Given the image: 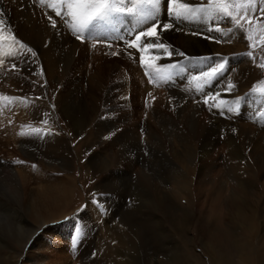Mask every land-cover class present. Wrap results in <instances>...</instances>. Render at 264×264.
I'll return each instance as SVG.
<instances>
[{
  "label": "rangeland",
  "instance_id": "1",
  "mask_svg": "<svg viewBox=\"0 0 264 264\" xmlns=\"http://www.w3.org/2000/svg\"><path fill=\"white\" fill-rule=\"evenodd\" d=\"M30 1L34 6L37 5L36 1ZM183 2L190 4L191 0ZM167 4L168 0H163L159 16L161 27L157 28L158 39L168 46L167 52L156 48L143 51L146 43L150 42L145 38L135 42L134 47H129L128 42L134 41L135 35L134 32L130 34V31L136 24L131 19L125 20L120 31L91 29L84 34L86 40L78 39L77 34L70 30V40L74 47L73 58L56 71L54 85H47L43 74L38 75V79L31 76L34 79L29 80L30 75L25 68L23 71L19 68L12 72V68L7 67V61L12 52L9 50V43L13 36L0 32V56L3 53L2 58L0 57V76L18 74L25 80L14 82L12 85L0 84V264H103L101 252L98 250L107 246L108 252H105L108 256L105 258V264H114V261L110 260V252L112 249L123 250L117 234L123 232L124 236L133 238L139 229L140 232L145 231L142 224L145 221L147 223L149 219L145 215L139 216L138 212L143 208L135 204L132 194L117 195L109 191V188L107 192L106 185L117 182L119 185L132 187L136 184L138 176L145 172L154 182L156 191L165 195L174 190L170 181L172 175H184L188 178L187 182L190 181L188 183L191 190H197L201 195L198 204L204 216L207 215L205 218L218 217L224 209H218L213 204L214 196L218 193L227 197L230 193L238 192L235 179L226 173V166L231 163L228 159L230 147L235 150L237 159H234V164L239 168L241 179L245 180L246 185L245 194H238L243 196L248 204L254 206L256 203V222L264 223V97L259 94V89L264 88V67H261V64H264V20L254 19L251 17L252 13L248 14L251 17V40L247 35L244 52L226 53L221 49L219 52L210 53V50L205 51L202 48L210 36L217 32L208 31V28L220 27L226 31L227 17L217 13V21L205 24L199 19H190L187 20L192 22L188 29L185 26L184 30L181 29L180 21L181 23H174L171 29L162 30V25L167 23V19L169 22ZM193 5L207 6V3L197 0ZM43 7L45 4L41 8ZM35 9L37 10V7ZM6 15L10 19V16ZM241 15L243 14L236 18L240 19L241 30L244 31L241 20L246 21L249 18L246 16L241 19ZM227 20L230 22V18ZM197 23L198 27L195 26ZM149 26L150 24L136 25V30ZM174 26H177V30ZM189 32L199 35L204 41L203 47L200 48L197 43L192 42L188 43V49L185 48L186 44L181 43L182 33ZM237 33L240 31L232 34L233 40H236ZM220 35L217 33L216 36ZM108 37L112 39L113 44L105 43L109 46L104 47L102 41L98 42L106 41ZM248 52L252 53L251 57L245 55ZM17 55L18 60H24L21 54ZM141 56L145 61L143 66ZM210 56L217 59L228 58V70L211 82L210 86H205L204 78L193 80L192 77L199 75L214 62L203 59ZM243 60L247 70L245 87L239 83V73H233L229 68L231 63L233 66V62L239 65ZM175 63H179L184 70H173L171 79L167 81H150L148 72H152L157 66ZM231 75L236 76L233 78ZM223 76L228 80L227 85L231 83L232 78L234 84L237 82L238 85L229 90L222 82ZM240 77L242 80V75ZM2 80L0 78V83ZM198 87H202L203 91H198ZM206 94L209 97L207 103ZM220 100H240L238 111L228 112L217 107ZM206 115L212 117L208 118ZM79 119L83 124L76 133L73 124ZM164 124L166 126H163ZM35 128L41 129L40 144L37 148L26 146L25 139L33 136ZM52 134L62 139V149L56 151L58 154L53 155L54 158H49L48 150L42 146L46 144L44 140ZM126 147L130 149L123 155V148ZM42 156L45 157L44 162L40 160ZM98 160L106 163L108 169L103 167L105 170L101 173L91 169L90 162L96 163ZM46 162L48 165L55 162L53 172ZM22 164L31 171L37 167L47 172L46 174L58 175L60 181L72 184L64 210L54 217V222L44 224L40 228L30 219L32 205L36 203L35 197H32L40 184L33 177L35 174L31 175L30 172H26L27 179L33 178L35 180H31L35 182L29 178L30 182L26 187L25 183L20 181L15 171H22ZM8 168L14 170L15 182L10 181ZM219 189L223 191L219 192ZM148 190L150 194L153 193L152 188ZM156 191L154 200H157ZM174 201L176 205L185 206L186 203L185 199L181 198L179 201L178 197ZM194 203H197V200ZM224 205L226 208L227 203ZM150 209L155 210L153 215L158 228L162 223L159 230L167 231V236L172 241L169 242V247L160 249L163 251L160 252L149 235L144 234L143 245L137 251L140 264H189L192 260L188 251V262L185 259H177L187 247L184 244L183 247L178 245L182 239H190L192 242L190 248H193L199 257L197 264H211L204 249H212L218 243L208 234L204 237L203 233L193 226L196 225L195 220H189L188 225L182 229L176 228L179 211L168 208L167 211L172 210L174 213L164 214V209H155V205L150 206ZM190 209L193 212L191 217L195 218L198 208ZM70 217L74 219H67ZM121 224L127 228H122ZM53 227H59L61 233V228L65 230L64 241L59 238L61 234L58 231H49ZM77 228H82V235L79 242L73 243L72 238ZM262 228L259 229V237L264 234ZM87 231H92L94 239L91 241H95L90 250L82 240ZM14 233L15 236L22 235V240L25 237L23 243L18 242L17 236H13ZM209 233L215 235L213 232ZM62 247L65 249L62 250ZM224 247L229 249L227 245H222L221 249L226 250ZM124 250L122 259L125 263L129 259V253L127 248ZM147 257L148 259H145Z\"/></svg>",
  "mask_w": 264,
  "mask_h": 264
},
{
  "label": "bare ground",
  "instance_id": "2",
  "mask_svg": "<svg viewBox=\"0 0 264 264\" xmlns=\"http://www.w3.org/2000/svg\"><path fill=\"white\" fill-rule=\"evenodd\" d=\"M33 1H36L37 5L34 6L30 0H0V19H3L5 21L2 28H0V32L2 34L8 33L11 36L14 35L16 40H18L20 42V43H16L12 39L10 40L9 45H10L11 49L9 48V50L12 52H10L11 55L9 57V60L7 61L9 66H7V67H11L12 72L16 71L19 68L22 69V71H23L25 68L28 71V74L30 75V77H28V79L31 81L34 79V78H31V76H36V79H38L37 76L38 75L42 76V74H43L44 80H45L44 82L47 85H54V84H56V71L60 67L67 65L69 63V61H71V59L73 58L74 47H73L72 41L70 40L71 23L69 20H66L63 17H59V18L55 17L49 11V9H47L49 4L52 3L53 0H45V3H43V4L40 3V0H33ZM195 2H197V0H191L190 4L193 5ZM204 3L206 4L207 0H204ZM44 4H45V7H43V9H42L41 7ZM35 7H37V10L35 9ZM257 7H258L257 12L255 14H251V17H253L254 19H260L261 21H263L264 20V14H261V12L259 11V5H257ZM6 14H8L10 16V19L7 17ZM49 17H51L53 20L56 21L57 26L55 28L52 27ZM248 20L247 19H246V21L241 20V22H242L241 24L244 27L243 28L244 31H242L241 28L239 29L240 33L236 34V40H233V38H231V36L233 33L237 32V28H235V25L232 24L231 22H229V20H227V18H226V23H225L226 31L228 29H233V31L229 34V36H223L222 37L220 35L219 37H217L216 36L217 33L216 34L213 33V35L210 36V39L208 40L207 44L203 47L204 41H202L199 38L198 34H195V33L192 34L190 32H189V34L188 33L187 34L182 33L181 43L186 44L185 48L188 49L189 48L188 43L195 42L199 45L200 48L203 47L202 48L203 50H205V51L210 50V53L219 52V51H221V49H223V51H225L226 53H229V52L232 53L235 51L242 53L245 51V45H246V39H247L246 37H247V35L250 34L249 30L251 29L250 19H248ZM211 21H217V15H215L213 20H211ZM167 23H168V19H167ZM191 23L192 22H190V21H187V22L182 21V24H180V28L184 30V26H185L186 29H188V27H191L190 26ZM193 23L195 24V22H193ZM195 26L198 27V23ZM255 27H257V26H255ZM174 28H175V26H174ZM175 29L177 30V26ZM9 38H11V37H9ZM161 38H162V36H161ZM128 39H130V37ZM217 40L221 41L220 44L218 42H216ZM75 43L77 44V42H75ZM22 44L26 45L27 47H22L21 46ZM102 46L105 47V46H109V45H107V44L105 45L103 42ZM3 49H4V47H3ZM29 49H31L32 51H29ZM193 49H194V47L192 48V50ZM33 52L35 53V55L32 54ZM18 53L24 57V60L23 59L18 60L19 59L18 55H17ZM2 55H3V53H2ZM2 55L0 56L1 58H2ZM237 58H239V57H237ZM236 60H234V61H236ZM5 64H7V63H5ZM233 64H234V66L231 63V65L229 67L230 71L233 73H239L238 78H240V81H241L239 83L241 84V86L242 85L244 86L245 81H246V73H247V70L244 67L246 65L245 60H243L242 63H240L239 65L238 64L236 65V62H233ZM42 71L44 73H42ZM226 75H227V73H226ZM240 75H242V80H241ZM235 76H232V77L234 78ZM224 77L225 76L222 77L223 78L222 82L225 85H227L228 80L224 79ZM232 77H230V79ZM0 78L3 79L2 83H0L2 85H7V84L12 85L14 82L16 83V82L25 81L18 74H12V75L6 74V76L1 75ZM232 79H231V84L233 86L238 85L237 82H236V84H234ZM243 92H245V91H243ZM176 95L177 94H175V96ZM44 106H45V104H44ZM37 108H38V111L40 112V108L38 105H37ZM205 110L207 113V107L205 108ZM243 110L246 111V109H243ZM41 112H43V109L41 110ZM48 112H49V109H48ZM65 117H67L66 114H65ZM207 117L209 118L212 116L208 115ZM81 121L82 120L79 119L73 124V128L76 131V133H78L81 129V125L83 124ZM163 126H166V124H164ZM81 133H83V132H81ZM14 135H15V133H14ZM25 140H26L25 141L26 146L29 145L30 147L33 146L34 148H37L40 144L39 136H37V135L30 136V138L28 137ZM44 141L46 142V144L45 145L43 144L42 147H44V149L48 150V152H49L48 157L49 158H54L55 156H53V155L58 154V152H56V151L59 148L62 149V147H61L62 139L57 138L56 134L55 135L52 134L49 137H47L46 140H44ZM261 145H262V143H261ZM129 149L130 148H127V147L123 148L122 154L125 155ZM33 151H34V149H33ZM228 154H229L228 159L231 163H228V165L226 166V168L228 169V171H226L227 176L230 175L231 177H233V179H235L236 188H237L238 192L245 194V192H246L245 191L246 190L245 180L241 179L242 177L240 175V170L234 164V159L235 158L237 159L234 148L230 147ZM31 155H32V153H31ZM28 156H30V155H28ZM51 156H53V157H51ZM44 159H45L44 156L40 157V160L42 162H44ZM54 163L55 162H52L51 165H48V163H47V165L49 166V169L52 172H53V170H55ZM236 163H238V162H236ZM90 165H91L90 166L91 169H94L95 172H98V173L104 172L105 169H108L106 163H103L100 160H98L96 163L92 161V162H90ZM22 166H23L22 171H18V172H17V170L15 171L16 173H18V177H19L20 181L25 183V185L27 187V185L30 182L28 180L30 177L27 179V173L30 172L31 175L35 174L33 177H35L37 183L40 184L39 187L35 189L34 196L30 195V196H33L32 198L35 197L34 200L36 202V203H34V205H32L33 207L31 208L30 219L33 221V223L35 225H38L37 228H40L44 224L46 225L47 223L54 222L56 220L54 217L56 215L60 214L61 211L64 210L65 203H67V199H68V197L72 191V184H71V182L60 181L58 175H55L53 173L46 174L47 172H43L41 169L39 170V168H37V167H36V169L33 168L34 170L31 171L28 169L29 167H26L23 164H22ZM233 166H234V168H233ZM15 172L13 169L8 168V173H10V177H9L10 181H13V182L16 181L15 174H14ZM223 174H221V175H223ZM31 179H33V178H30V180ZM35 179H33V180H35ZM33 180H31V181H33ZM187 180H188V178H186L184 175H182L180 173L173 174L170 181H171V183H173L174 190L172 192L166 194V195L160 194L156 191L157 188L153 184L154 182L149 177V174L148 175L146 174V172L141 173L140 176H138L137 181L135 182L136 184L132 187L122 186V185H119L117 182L116 183L112 182L111 184L108 183L106 185V187H107V189L105 188L106 191L109 188V191L113 192L114 194H117V195H121L122 193L125 195H131L132 194L134 196L133 199L135 201V204H138V205L142 206V208H143L142 211L139 210V212H138L139 216L145 215V217L147 219H149V220H147V223L145 221V223L142 224L143 225L142 228H144L145 233L143 231L140 232L141 229H139L140 233L138 232L133 238H128L127 236H124L125 234L123 232L117 234L118 236L116 235L117 237H119V241H120V244L123 246V250L112 249V251L110 252V254H111L110 260L114 261V264H129V263L130 264H140V262L138 261L137 251L143 245L142 242L144 241V234L149 235L150 239H152L155 242V244L157 245L158 250L160 252H163L160 249L164 250L165 247H167V246L169 247L171 245L169 242H171L172 239H169V237L167 236V231H165V230L160 231L159 230V228L162 226V223H161V226H159V228L156 224V221H155V218L153 215L155 210L150 209V206L155 205V209H157V207H158V209H159V207H162L164 209V214L165 213L168 214V212L171 213V212H173L172 210L179 211V213L177 212L179 214V217L177 218V221L175 224L176 228L180 227L182 229L186 225H188L189 220H193V221L195 220L196 225H193V226L194 227L196 226L197 229L203 233L204 237L208 234L210 238H212L213 240H215L218 243L217 245L215 244L216 247L214 246L212 248L210 246L212 249H208V247L204 249V251L206 253L205 255L208 256V259H210L211 264H264V234L262 233V235L260 237L258 236L259 229H261L262 227L264 228V223L256 222V218H257L256 203L254 204V206H252L251 203L248 204V202L245 201V198H243V196L239 195L238 192L230 193L227 195V197H224L221 194L217 193V196H214V198H213V204H215L218 207V209L223 208L224 212L222 214H219L218 217L212 218V216H209L210 218L207 217V219H206L205 217L207 215L204 216V213L201 211L202 209H200V207H199L200 204H198V200L201 198L200 197L201 195L199 194V192L197 190H196V192L191 190L190 185L188 183L190 181L187 182ZM33 182H35V181H33ZM148 188L153 189L152 194L149 193ZM237 190L235 189V191H237ZM109 191H107V192H109ZM155 191L157 192V200L153 199ZM220 191H223V189H219V192ZM206 193H207V191H205L204 196H206ZM177 197H178L179 201L181 200V198L185 199V201H184V202H186V203H184L185 206H182V204L181 205L175 204L174 200ZM195 200H197V203H194ZM225 202L227 203L226 208H224ZM221 206H223V207H221ZM108 207H110V206H108ZM191 207H197L198 208L196 210V213H195V216H196L195 218H194V216L191 217L193 215V212L190 209ZM168 208L172 209V210L167 211ZM208 213H209V211H208ZM131 217H134V216H131ZM167 218H168V216H167ZM191 218H193V219H191ZM133 219H135V218H133ZM150 220H152V222ZM172 220H173V218H172ZM138 222H140V221H138ZM121 225L123 226L122 228H127L126 225H123V224H121ZM194 227H193V229H194ZM263 228H262V230H264ZM61 230L65 231L62 228H61ZM49 231H56V232L58 231V233L61 234V237L59 235V238L63 241L66 238V237H64V232L62 231V233H61V231H59V227H53L52 229H49ZM209 232H213V233H215V235H211L212 233L210 234ZM91 233H92V231H91ZM91 233L87 231L84 238H82V240L84 241L83 243L87 246V248L89 250L93 247L94 242H95V241L94 242L91 241L94 239L92 237L93 235H91ZM116 233H118V232H116ZM13 236H15V233L13 234ZM16 236L15 237L17 238L18 242L23 243V240L25 239V237L22 240V235H20V236L16 235ZM183 236H185V235H183ZM201 238H202V236H201ZM182 240L180 242H178L179 243L178 245L181 244V246L183 247L182 244H184L187 247H186V249L182 250L183 252H181V255H179L177 257V259L181 258L182 260H184V259L187 260L186 259V251H188V252H190V258L192 260V261H189V264H197L196 262H199V259H198L199 257L195 254L194 249L190 248V245H192V242L190 241V239L189 240L185 239L183 241ZM204 243H207V242H204ZM172 244L175 245L174 243H172ZM222 245H227L229 249H226L224 247L226 250H222L221 249ZM62 246L68 247V245H66V244H62ZM150 246H151V243H150ZM64 247H62V250L65 249ZM107 247H105V249L103 248L100 250H98V247L96 248L98 251L101 252L100 256L103 258L102 259L103 264L106 263L105 258H107V256H108V253H107L108 251L106 250ZM125 248L128 249L129 259L126 260V262L124 263L122 257L124 256V252H125L124 249ZM85 250H86V248H85ZM105 251H107V252H105ZM152 253H154V252H152ZM67 258H69V256ZM59 259H57V260H59ZM145 259H148V257ZM187 262H188V260H187Z\"/></svg>",
  "mask_w": 264,
  "mask_h": 264
},
{
  "label": "snow or ice",
  "instance_id": "3",
  "mask_svg": "<svg viewBox=\"0 0 264 264\" xmlns=\"http://www.w3.org/2000/svg\"><path fill=\"white\" fill-rule=\"evenodd\" d=\"M40 3H45V0H40ZM257 5H259V11L264 14V0H207V6L204 5H191L183 0H168L167 4V15L169 17V22L162 25V30L171 29L176 22L195 20L207 24L209 21L213 20L214 16L219 13L227 18H230V22L234 23L237 30L241 28L240 19L236 16L241 15V19L248 16L249 13L255 14L258 10ZM163 0H53L49 4L50 8L55 9V15L57 17H63L69 20L71 23V30L77 34V38H81L84 34L91 29H111L113 31H120L124 27L125 20L131 19L136 22L133 26L130 34L133 32L134 41H129L128 46L134 47L135 42L141 41L142 38L150 41L147 42L143 47V51L147 52L151 49H162L168 51V46L160 42L158 37L159 33L157 28L161 27L159 16L162 11ZM251 19L250 16H248ZM51 25L53 28L57 26L56 21L49 17ZM5 21L0 19V28L4 25ZM147 28H141L136 30V25H149ZM216 31L220 33L221 36H229L233 29H228L226 32L220 27L208 28V31ZM250 31V30H249ZM251 40V35L247 37ZM12 39L16 43H20L16 40L13 35ZM87 39V37H85ZM214 39V38H213ZM216 42H221L217 40ZM22 47H27L26 45H21ZM29 51H32L29 49ZM35 55V53H32ZM169 56L171 53H168ZM183 56V53H178ZM245 55L251 57L252 53L248 52ZM208 61H214L209 64L206 70L199 73L197 76H193V80H200L201 77L204 78L205 86H210L211 82L217 80L221 77L225 71H227V59L215 57H205L203 58ZM144 57L141 56V64L144 65ZM264 67V64H261ZM179 69L183 71L184 68L179 64H170L167 66H157L152 72H148L150 81L152 82H163L171 79L172 71ZM234 86L229 83L227 88L230 90ZM198 91H203L202 87H198ZM259 94L264 97V88L259 89ZM218 95V94H217ZM13 99V98H7ZM208 95L206 94L205 103L208 102ZM264 103V99H262ZM240 105V100L235 101H224L220 100L217 107L222 110H227L228 112L238 111ZM46 124L47 121H44ZM33 135H42L41 129L35 128L32 132ZM47 134V133H44ZM99 206V204H98ZM69 220L74 219L73 217L67 218ZM82 235V228H77L72 242L77 243Z\"/></svg>",
  "mask_w": 264,
  "mask_h": 264
}]
</instances>
